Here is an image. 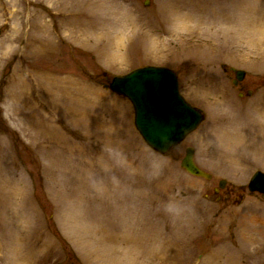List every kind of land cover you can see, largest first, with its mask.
<instances>
[{"label":"rangeland","instance_id":"rangeland-1","mask_svg":"<svg viewBox=\"0 0 264 264\" xmlns=\"http://www.w3.org/2000/svg\"><path fill=\"white\" fill-rule=\"evenodd\" d=\"M243 1L0 0V264H264V198L242 191L264 171V0L263 48L237 62ZM204 8L219 22L194 33L186 17ZM201 46L220 51L201 59ZM146 65L173 69L206 116L167 154L105 87ZM232 68L247 72L239 85ZM207 128L213 139L241 129L261 149L243 154L250 165L237 149L223 158L199 137ZM189 146L211 179L181 166ZM222 179L230 199L215 191Z\"/></svg>","mask_w":264,"mask_h":264},{"label":"water","instance_id":"water-1","mask_svg":"<svg viewBox=\"0 0 264 264\" xmlns=\"http://www.w3.org/2000/svg\"><path fill=\"white\" fill-rule=\"evenodd\" d=\"M238 80L246 72L235 70ZM237 83V80L235 81ZM110 87L126 95L136 110V126L147 143L161 153L181 142L204 119L203 113L192 106L180 92L179 77L165 66L150 65L115 77ZM182 166L190 173L211 178L194 161V148H187ZM225 184L223 180L221 186ZM251 191L264 196V173L257 171L249 183Z\"/></svg>","mask_w":264,"mask_h":264},{"label":"bare ground","instance_id":"bare-ground-1","mask_svg":"<svg viewBox=\"0 0 264 264\" xmlns=\"http://www.w3.org/2000/svg\"><path fill=\"white\" fill-rule=\"evenodd\" d=\"M255 0H246L241 2V6L238 10V18L236 22L237 27V35L235 38L238 39L236 44L234 46L230 47V51H228V57L232 61H245L246 57L251 56L255 51L262 50L263 46L258 41L257 32L263 30L262 23L257 22L256 20V10H255ZM202 13L200 15H196V13H192L191 15H188L186 18H189L190 21H193V27L192 32L201 34V26L205 23V18H213V21L219 22L220 19V13L219 11L215 10H199ZM203 11H205L203 13ZM207 11V12H206ZM209 22V21H208ZM262 46V48H261ZM210 49V50H209ZM214 52L215 55L219 53V48L215 47H197L193 48V54L202 58L207 59L209 54L211 52ZM185 53V52H184ZM192 53V52H190ZM216 105V104H215ZM264 114V113H263ZM264 116V115H263ZM208 128L205 129L201 134L200 138L205 142L207 145V149L209 150V144L213 142L214 140L217 142V144L223 145L221 149V152H218V154L223 158H228L231 154L229 153V150L237 149L240 150L238 153L233 154L234 161L236 163H243L244 165H250V163L246 160H244L245 156L243 154H249L250 155H256V152H259V146L255 142V140L251 138H247L246 134L241 131V129H236L233 132L228 130H222V136L220 135L219 138L213 139L210 138L208 135ZM244 156V157H243ZM4 178V176H2ZM8 184V180H3V182ZM135 230L132 228L127 229L125 231L124 237L127 240H130L131 242H140V238L142 237V233L134 232ZM123 237V238H124ZM142 240V239H141Z\"/></svg>","mask_w":264,"mask_h":264},{"label":"flooded vegetation","instance_id":"flooded-vegetation-1","mask_svg":"<svg viewBox=\"0 0 264 264\" xmlns=\"http://www.w3.org/2000/svg\"><path fill=\"white\" fill-rule=\"evenodd\" d=\"M223 191H224V194L222 193L221 195H224V197L226 199H230L233 195L236 194V188L233 187V186H231L229 189L228 188H224ZM241 195L243 196V194H241Z\"/></svg>","mask_w":264,"mask_h":264}]
</instances>
